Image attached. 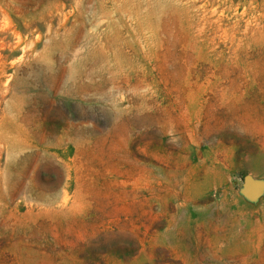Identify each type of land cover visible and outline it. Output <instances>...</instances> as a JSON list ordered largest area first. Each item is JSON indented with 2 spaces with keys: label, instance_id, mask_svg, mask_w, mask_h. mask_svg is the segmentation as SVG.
I'll return each mask as SVG.
<instances>
[{
  "label": "rangeland",
  "instance_id": "rangeland-1",
  "mask_svg": "<svg viewBox=\"0 0 264 264\" xmlns=\"http://www.w3.org/2000/svg\"><path fill=\"white\" fill-rule=\"evenodd\" d=\"M0 264H264V0H0Z\"/></svg>",
  "mask_w": 264,
  "mask_h": 264
},
{
  "label": "water",
  "instance_id": "water-1",
  "mask_svg": "<svg viewBox=\"0 0 264 264\" xmlns=\"http://www.w3.org/2000/svg\"><path fill=\"white\" fill-rule=\"evenodd\" d=\"M245 188H246V193L248 195H254L256 193L255 189L253 188L255 183L252 181L250 177H245Z\"/></svg>",
  "mask_w": 264,
  "mask_h": 264
}]
</instances>
